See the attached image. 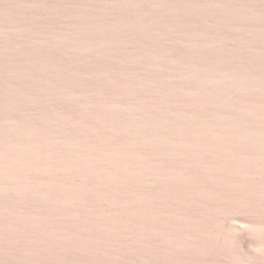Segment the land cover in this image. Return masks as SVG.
I'll return each mask as SVG.
<instances>
[{"label": "rangeland", "instance_id": "obj_1", "mask_svg": "<svg viewBox=\"0 0 264 264\" xmlns=\"http://www.w3.org/2000/svg\"><path fill=\"white\" fill-rule=\"evenodd\" d=\"M0 264H264V0H0Z\"/></svg>", "mask_w": 264, "mask_h": 264}]
</instances>
